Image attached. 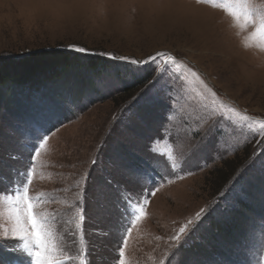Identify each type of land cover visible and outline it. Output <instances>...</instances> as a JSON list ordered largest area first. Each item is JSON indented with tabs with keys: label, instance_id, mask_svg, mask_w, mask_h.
Returning <instances> with one entry per match:
<instances>
[{
	"label": "rangeland",
	"instance_id": "374dc122",
	"mask_svg": "<svg viewBox=\"0 0 264 264\" xmlns=\"http://www.w3.org/2000/svg\"><path fill=\"white\" fill-rule=\"evenodd\" d=\"M234 2L0 0V60L63 51L104 63L39 89L0 88V264H31L4 198L24 184L60 264H119L121 250L125 264H264V0H238L250 15ZM154 77L158 95L138 99L142 85L121 102L125 86ZM149 145L167 168L127 183ZM236 157L213 195L215 169Z\"/></svg>",
	"mask_w": 264,
	"mask_h": 264
},
{
	"label": "snow or ice",
	"instance_id": "6c2138e0",
	"mask_svg": "<svg viewBox=\"0 0 264 264\" xmlns=\"http://www.w3.org/2000/svg\"><path fill=\"white\" fill-rule=\"evenodd\" d=\"M236 11L244 14L250 15V9L247 5L238 2H234L229 5ZM235 14V13H234ZM261 36L264 37V22H262L260 29ZM80 52H84V48L77 49ZM127 67V66H125ZM135 72L142 71L140 69L132 70ZM160 77H154L141 89L137 98H150L154 95H158L160 88L158 87ZM171 98L169 97V100ZM171 110V105H169V111ZM37 138L39 133L36 134ZM204 145L199 146L195 151H193L192 156L188 157L191 159L198 152L203 151ZM96 161L93 162L95 164ZM164 163L162 158L154 154V150L149 145L147 148V166L146 167H127L126 171L123 173L127 176V183L133 185H140L145 179H151L149 173L151 171L157 170V168ZM164 167L167 168V164L164 163ZM30 175V174H29ZM92 179V169H89V173L85 176V193H87L89 188V181ZM18 183L23 184L21 179ZM9 202L15 200V203L11 204L13 209H16V224L17 228L14 229V234L19 236V239L23 241L22 249L24 252L31 257V264H60L57 259L58 244L55 243V236L52 230L48 227L50 220L47 216H43L39 211L35 210V204L30 201H38L39 198L30 197L28 194L27 185L24 184L23 189L17 187L15 189V195H7L4 197ZM80 214V224H77V228H81L83 222L86 219V208L78 209ZM205 213V209H201L196 213V223L192 220L188 221V225H192L191 229H188V225L181 227L179 234L175 237L177 242V251L183 247L184 243H187L192 238V233L198 230L203 223L202 216ZM62 254V253H61ZM124 256L123 250L120 252L119 264H125L122 257ZM83 264V262H81Z\"/></svg>",
	"mask_w": 264,
	"mask_h": 264
},
{
	"label": "trees",
	"instance_id": "16d2710c",
	"mask_svg": "<svg viewBox=\"0 0 264 264\" xmlns=\"http://www.w3.org/2000/svg\"><path fill=\"white\" fill-rule=\"evenodd\" d=\"M104 63L100 58L85 57L72 52H41L34 53L23 59L0 60V88L16 90L19 88L39 89L43 85L59 82L66 74L73 73L72 70L92 71L103 68ZM146 82V81H145ZM143 80L133 82L125 86L121 92V102H127L133 95L145 85ZM233 165L222 163L223 167L215 169L213 183V195L219 193L229 185V180L235 172L238 158H233ZM187 245L189 250L196 251L198 247L196 239Z\"/></svg>",
	"mask_w": 264,
	"mask_h": 264
}]
</instances>
